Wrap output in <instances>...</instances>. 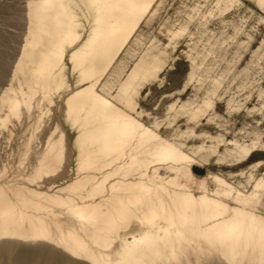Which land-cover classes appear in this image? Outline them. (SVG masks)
Returning a JSON list of instances; mask_svg holds the SVG:
<instances>
[{
  "label": "bare ground",
  "instance_id": "6f19581e",
  "mask_svg": "<svg viewBox=\"0 0 264 264\" xmlns=\"http://www.w3.org/2000/svg\"><path fill=\"white\" fill-rule=\"evenodd\" d=\"M156 2L24 1L25 31L8 79L3 87L0 83V126L65 89L67 61L78 84L64 98L65 120L76 131L77 161L75 177L47 191L0 185V238L8 241L5 249L13 241L47 242L89 264H202L213 259L216 264H264V215L256 204L257 191L264 190V174L258 179L248 174L253 182L250 193L207 167L212 156L218 164H243L259 156L257 142L203 134L202 140L216 142L202 141L188 149L179 139L177 144L161 140L157 129L143 120L148 112L138 100L144 85L162 71L164 51L150 44L135 52L131 40L141 46L135 34L157 13ZM80 18L88 23L86 36ZM190 22L167 25L165 31L177 39L189 30ZM123 53L130 55L128 68L118 60ZM189 57L190 78L199 81L196 59ZM209 84L203 105L213 103L222 86L216 79ZM175 106L168 109L174 116L183 113L197 124L205 111L192 110L186 103ZM64 134L48 137L35 174L26 181L37 183L62 170ZM194 135L190 128L179 137ZM220 143L226 145L222 153ZM256 161L251 167L260 168L263 161ZM65 217L76 221L83 236L65 226ZM133 225L136 230L130 232ZM114 246L118 252L113 261L105 250Z\"/></svg>",
  "mask_w": 264,
  "mask_h": 264
},
{
  "label": "rangeland",
  "instance_id": "374dc122",
  "mask_svg": "<svg viewBox=\"0 0 264 264\" xmlns=\"http://www.w3.org/2000/svg\"><path fill=\"white\" fill-rule=\"evenodd\" d=\"M24 1L0 0V59H3L0 65L6 66H0L2 87L8 79L6 76L10 74L7 72L12 70L10 68L13 67L18 45L25 31ZM217 1L157 0L154 5V8L158 7L157 13L144 20L140 30L136 32L140 34H135L140 37L141 46L140 41L134 43V40H131L132 43L130 41L133 46L130 45L135 52L150 47V44L156 45L164 51L165 65L157 79L144 85L138 103L148 112L143 113L145 124L156 128L160 139L172 144H177L179 139L186 143L189 149L192 144L196 145L202 141L207 144L216 142L202 140L203 134H219L224 139H235L246 144L257 142L256 148L262 150L258 152L259 156H254L243 164L236 165V162L231 161L218 164L216 156H212L207 162L210 171L225 177L236 189L252 193L253 182L248 180V174H253L257 179L264 174V0H237L229 5L225 0H222L224 3L220 1L219 5H216ZM191 20L186 33L174 40L169 38L165 26L174 27L180 22L188 23ZM83 24L86 36L89 26L84 20ZM189 55L196 59L197 67L194 72L200 78L199 81L195 76L190 78L192 70ZM120 58L118 60L128 68L131 64L130 55L123 53ZM65 63L68 82L65 89L53 93L51 99L43 101L39 108L32 107L29 112H23L18 118L9 120L5 126H0V185H28L47 191L49 187L52 189L55 185L65 184L75 177L76 131L65 120L64 98L78 84L76 73L67 61ZM116 75L110 80L113 81ZM214 79L222 84L219 95L213 103L203 105V99L211 88L209 82ZM13 83L15 84V81ZM173 103L176 108L186 103L192 106L191 109L203 107L205 111L198 116L197 124L183 113L174 116L168 110L169 105ZM39 109L42 110L39 112ZM35 120L39 123L35 124ZM55 127H58L56 132L50 135ZM190 128L196 135L179 137L181 132ZM60 132L65 133L62 170L55 176L44 177L37 183H29L26 179L35 174L34 167L48 137L57 139ZM225 146L220 143V153ZM256 160L263 161L260 168L251 167ZM257 193V208L264 215V190ZM64 221L65 226L74 227L77 234L83 236L73 218L65 217ZM52 230L57 232L55 228ZM135 230L134 225L129 228L130 232ZM129 236L130 234L127 237ZM6 242L7 239L0 238V264H89L88 261L68 255L63 248H55L47 242L13 241L14 249H5ZM105 252L111 260L117 258L116 246ZM215 261L217 260H205L202 264H214Z\"/></svg>",
  "mask_w": 264,
  "mask_h": 264
},
{
  "label": "water",
  "instance_id": "95a60500",
  "mask_svg": "<svg viewBox=\"0 0 264 264\" xmlns=\"http://www.w3.org/2000/svg\"><path fill=\"white\" fill-rule=\"evenodd\" d=\"M194 170H195V171H198V172H200V171H201L200 169H196V168H194Z\"/></svg>",
  "mask_w": 264,
  "mask_h": 264
}]
</instances>
